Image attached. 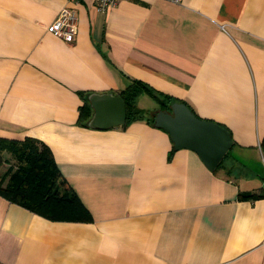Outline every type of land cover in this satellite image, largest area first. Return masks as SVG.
Masks as SVG:
<instances>
[{"label": "crops", "instance_id": "crops-1", "mask_svg": "<svg viewBox=\"0 0 264 264\" xmlns=\"http://www.w3.org/2000/svg\"><path fill=\"white\" fill-rule=\"evenodd\" d=\"M65 6L72 43L49 30ZM132 79L225 126V167L169 159L170 135L145 121L80 123L79 92ZM0 137L48 145L93 217L52 221L0 196V264H264V198H240L264 193V0H0Z\"/></svg>", "mask_w": 264, "mask_h": 264}, {"label": "trees", "instance_id": "trees-1", "mask_svg": "<svg viewBox=\"0 0 264 264\" xmlns=\"http://www.w3.org/2000/svg\"><path fill=\"white\" fill-rule=\"evenodd\" d=\"M144 92L149 93V96L157 101L159 110H169L172 103L179 102L189 106L199 117L186 102L168 95L159 96L147 84L132 79L131 83L120 92L127 106V123L122 128L138 121L155 125V113L158 109L146 111L138 106V99ZM79 94L84 101L79 109V121L82 125H87L92 116V107L85 97L87 93L79 92ZM261 148L264 150V139L261 142ZM175 151L173 147L168 155L169 159ZM230 151L214 173H218L225 167V161L231 155ZM5 156L10 159H4ZM4 164L9 166L3 174L0 173V196L9 202L52 221L93 222L92 214L62 176L52 150L44 142L33 137L23 139L0 137V170ZM240 198H264V193H244L240 195Z\"/></svg>", "mask_w": 264, "mask_h": 264}, {"label": "water", "instance_id": "water-1", "mask_svg": "<svg viewBox=\"0 0 264 264\" xmlns=\"http://www.w3.org/2000/svg\"><path fill=\"white\" fill-rule=\"evenodd\" d=\"M93 109L89 126L99 129L124 126L127 106L120 94H92L88 98ZM155 126L164 129L175 150L195 152L210 171H215L234 145L228 129L218 123L199 118L184 103L175 102L170 109L155 113Z\"/></svg>", "mask_w": 264, "mask_h": 264}, {"label": "built area", "instance_id": "built-area-1", "mask_svg": "<svg viewBox=\"0 0 264 264\" xmlns=\"http://www.w3.org/2000/svg\"><path fill=\"white\" fill-rule=\"evenodd\" d=\"M75 1V0H67ZM121 0H96V6L105 11L115 7ZM173 3H180L182 0H168ZM49 30L56 36L64 39L68 43L75 41L78 34V17L76 10L72 7H63L54 22L50 25Z\"/></svg>", "mask_w": 264, "mask_h": 264}, {"label": "rangeland", "instance_id": "rangeland-1", "mask_svg": "<svg viewBox=\"0 0 264 264\" xmlns=\"http://www.w3.org/2000/svg\"><path fill=\"white\" fill-rule=\"evenodd\" d=\"M138 106H139V108L147 111V108L149 110V109H151L153 107H157V103H155V99H153L151 96H149V95H141V97L138 99ZM4 159H8L9 160L10 158L8 156H5ZM8 166H9L8 164H4L2 166V169L0 170V173L3 174L7 170ZM255 167L258 170L257 171L258 174H260V176H262V178H264V173H259L260 172V165L259 164L258 165L255 164Z\"/></svg>", "mask_w": 264, "mask_h": 264}]
</instances>
